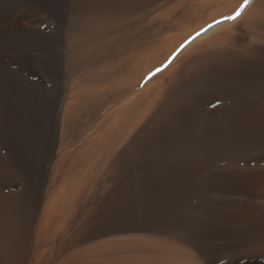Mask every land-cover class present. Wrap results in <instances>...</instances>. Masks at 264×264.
I'll list each match as a JSON object with an SVG mask.
<instances>
[{
  "label": "bare ground",
  "instance_id": "1",
  "mask_svg": "<svg viewBox=\"0 0 264 264\" xmlns=\"http://www.w3.org/2000/svg\"><path fill=\"white\" fill-rule=\"evenodd\" d=\"M243 2L0 0V264H264Z\"/></svg>",
  "mask_w": 264,
  "mask_h": 264
},
{
  "label": "snow or ice",
  "instance_id": "2",
  "mask_svg": "<svg viewBox=\"0 0 264 264\" xmlns=\"http://www.w3.org/2000/svg\"><path fill=\"white\" fill-rule=\"evenodd\" d=\"M251 2V0H244L243 4L241 5V7L239 8V10H237L235 12V15H230L227 17L228 20H235L236 18H238L241 13L243 12L244 8ZM218 23L220 21H217ZM211 26V25H210Z\"/></svg>",
  "mask_w": 264,
  "mask_h": 264
}]
</instances>
